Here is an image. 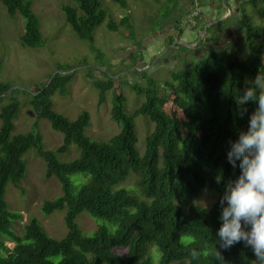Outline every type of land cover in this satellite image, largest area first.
Instances as JSON below:
<instances>
[{
  "label": "trees",
  "instance_id": "16d2710c",
  "mask_svg": "<svg viewBox=\"0 0 264 264\" xmlns=\"http://www.w3.org/2000/svg\"><path fill=\"white\" fill-rule=\"evenodd\" d=\"M70 1L77 6L62 8L67 24L79 39L92 43L94 29L106 18L99 0ZM111 1L122 9L127 8L126 0ZM217 1L220 5H229L232 0ZM0 2L9 16L20 14L24 18L20 44L39 45L41 36L37 20L30 11V0ZM244 4L264 16V0L243 1L242 12ZM119 22L130 29L128 18H121ZM107 26L116 30L111 23ZM216 26L219 25H210L206 31ZM260 28L247 23L249 35L236 47L255 50L245 61L238 58L233 47L229 51L226 48L213 50L201 65L173 76L172 83L163 89L156 84H151L146 91L133 87L137 94L143 95L134 115H141L153 123L143 156L136 151L133 117L124 113L121 94L113 98L111 117L116 122L121 121L122 127L105 143H95L85 137L84 130L89 125L86 112L70 121L52 111L51 96L67 92L73 73H56L49 82L27 94L28 104L36 116L48 120L51 129L62 134L63 145L58 152H64L70 145L79 149V157L69 163H60L52 153L42 151L38 132L11 136L19 103L13 99L2 106L0 264H153L151 247L159 253L156 264H220L213 257L216 229L221 223L219 201L226 183L240 173L238 162L233 167L226 153L229 141L247 129L248 117L256 107L254 101L249 102L248 111L240 116L235 98L258 72H264V42L258 39ZM176 30L181 33L180 28ZM255 39L261 43H255ZM119 81L113 78L106 82L95 81L93 85L99 91L97 99L102 102L107 91L120 90ZM8 89L9 86L0 84V102L10 96V92L6 93ZM30 148H36L43 159L45 176L54 177L60 184L61 196L45 201L42 212L50 215L65 210L67 232L62 239L48 236L35 218L28 219L22 226L21 236L10 231L11 224L21 216L8 209L6 185L17 187L23 179L26 172L23 156ZM74 174L87 175L89 179L74 185L68 178ZM130 174L136 177L135 186L144 197L143 201L123 188L116 189ZM205 187L217 194L209 209L195 204ZM74 189H77L75 194ZM83 212L116 222L115 231L99 227L91 237L82 236L74 219ZM7 241L13 244L12 249L6 246ZM115 247H127V254L122 258L114 255L112 249ZM193 249L199 252L197 258L191 256ZM219 250L225 264H253L256 259L251 248L243 242ZM54 257L59 259L53 261Z\"/></svg>",
  "mask_w": 264,
  "mask_h": 264
},
{
  "label": "rangeland",
  "instance_id": "374dc122",
  "mask_svg": "<svg viewBox=\"0 0 264 264\" xmlns=\"http://www.w3.org/2000/svg\"><path fill=\"white\" fill-rule=\"evenodd\" d=\"M126 1L127 8L122 9L111 0H99L106 18L94 29L93 42L90 43L79 39L65 20L62 8L67 5L76 7L75 2L30 0V11L37 20L41 36V43L35 47L20 44V37L24 34V18L20 14L9 16L0 2V84L9 86L6 93L10 92V96L0 102V108L13 99L19 103L11 136L38 132L41 137V150L52 153L58 162L69 163L79 157V149L74 145H70L62 153L58 152L63 145L62 134L52 130L48 120L36 116L27 97L32 89L49 82L56 73H73L66 87L67 92L51 96L52 111L70 121L86 112L89 125L84 130L85 137L95 143H105L117 135L122 127L121 121L116 122L111 117L113 98L115 94H121L124 98V113L133 117L136 151L143 156L146 138L153 130V123L141 115H134L142 103L143 95L137 94L133 87L146 91L151 84H156L163 89L166 84L172 83L173 76L185 74L201 65L213 50L231 49L229 45H209L215 40L212 35L215 27L202 34L199 40V31H183V43L173 40L170 44L173 37L161 36L168 28L166 26L185 16L193 8L192 5L189 9L186 8L190 6L188 0ZM196 1L202 12L197 22L202 31L207 25L208 4L203 0ZM240 1L243 3L244 0ZM242 3L240 2L241 5ZM222 6L218 19L222 18L225 10L224 3ZM243 7L244 12H234L228 19L217 24L221 28L226 25L236 26L243 31V39L249 35L246 31L247 23L253 27H261V37L258 39L263 43L264 16L259 14V10H253L249 4H244ZM124 17L129 19L130 29L126 25H120L119 21ZM107 23L114 25L116 30L109 29ZM188 34L196 37V40L193 42ZM258 39L254 42L261 43ZM242 41L241 39L233 48L238 58L245 61L249 59L250 52L255 50L236 48ZM66 69L68 71H62ZM112 78L120 80V90L115 91L113 88L107 91L100 102L97 99L99 91L93 83L106 82ZM160 88L159 91L162 90ZM23 160L26 163L23 179L17 187L7 184L5 190L8 209L21 216L11 224L10 231L21 236L22 226L28 219L35 218L48 236L62 239L67 232L65 210L54 211L50 215L42 212L45 201H53L61 196L60 184L54 177L45 176V164L36 148H30L24 154ZM68 178L74 185H80L87 182L89 176L74 174ZM135 181V175L130 174L116 189L123 188L129 195L143 201L144 197L136 188ZM76 191L74 189L73 193ZM216 198L217 194L205 187L195 204L209 209ZM74 223L84 237H91L99 227H105L110 232L117 227L116 222L94 218L85 212L76 216ZM6 246L13 248V244L8 241ZM112 253L122 258L127 254V247H115ZM151 253L152 263L156 264L159 253L155 247H151ZM58 259L59 257L52 258L53 261Z\"/></svg>",
  "mask_w": 264,
  "mask_h": 264
},
{
  "label": "clouds",
  "instance_id": "9594fccd",
  "mask_svg": "<svg viewBox=\"0 0 264 264\" xmlns=\"http://www.w3.org/2000/svg\"><path fill=\"white\" fill-rule=\"evenodd\" d=\"M235 99L240 116L248 111L249 102L254 101L256 107L248 117L247 129L229 141L226 159L233 167L238 162L240 173L226 183L219 201L221 223L213 257L225 264L219 249L243 242L254 253L255 264H264V72H258ZM191 256L197 258L199 252L193 249Z\"/></svg>",
  "mask_w": 264,
  "mask_h": 264
},
{
  "label": "flooded vegetation",
  "instance_id": "af4514ba",
  "mask_svg": "<svg viewBox=\"0 0 264 264\" xmlns=\"http://www.w3.org/2000/svg\"><path fill=\"white\" fill-rule=\"evenodd\" d=\"M189 1V0H188ZM216 3H213V2ZM246 1V0H244ZM240 2L242 3V1L240 0H232L229 2V5L227 3V6L230 7L231 9V13L229 16H231L232 13L234 12H242L240 9ZM209 6V7H208ZM207 9H208V13H214L216 12V10L223 8L222 5H220V3L217 0H211V2L208 3ZM225 6V5H224ZM225 10L227 12V8L225 6ZM202 15V12H201ZM216 15V14H215ZM219 17V15H218ZM218 17H216L218 19ZM211 19L209 16H207V20L212 21L215 20ZM229 18V17H228ZM227 18V19H228ZM215 25V24H214ZM243 31H240V29H238L236 26L234 25H226L223 28H221L220 26H216L214 28L213 31V37L215 38V40H213L211 43H209V45H216L219 47H226L227 45H229L230 47H234L237 45V43H239V41L242 39L243 40V35H242Z\"/></svg>",
  "mask_w": 264,
  "mask_h": 264
},
{
  "label": "crops",
  "instance_id": "0c3cea01",
  "mask_svg": "<svg viewBox=\"0 0 264 264\" xmlns=\"http://www.w3.org/2000/svg\"><path fill=\"white\" fill-rule=\"evenodd\" d=\"M193 1L194 0H189L190 6L186 7L187 9H189L191 7V5H193ZM203 1L206 4L211 2V0H203ZM213 3H216V2L214 1ZM220 10L221 9H219V10L217 9L216 12H214L213 14L209 12L207 14V16H209L211 19H213L214 17H212V16H215V14L219 13ZM223 15L224 16L227 15L226 10L223 11L222 17H223ZM184 17L185 16L179 17V18L176 19L178 21L175 20L174 23H172L169 26H166V27H168L166 32H164V35H161V36H164V38L173 37V39L170 40V44L173 42V40H177L178 43H181V42L183 43V40H182L183 31H192V30L194 31L195 30V31H199V34H200V32H201L200 30L201 29L198 26V24L194 28H186L185 26L182 25V20L184 19ZM206 21H207V19H206ZM197 22H198V20H197ZM177 27L180 28V30H181L180 34L176 30ZM191 34H193V33H191ZM191 34H188V35H190V37L192 38V41L194 42V40H196V37L194 38ZM174 45H175V43H174Z\"/></svg>",
  "mask_w": 264,
  "mask_h": 264
},
{
  "label": "built area",
  "instance_id": "2783aa9c",
  "mask_svg": "<svg viewBox=\"0 0 264 264\" xmlns=\"http://www.w3.org/2000/svg\"><path fill=\"white\" fill-rule=\"evenodd\" d=\"M192 6L193 8L189 11L188 14L185 15L184 19L182 20V25L186 28H194L197 24V20L201 15V9L196 0L193 1Z\"/></svg>",
  "mask_w": 264,
  "mask_h": 264
},
{
  "label": "water",
  "instance_id": "95a60500",
  "mask_svg": "<svg viewBox=\"0 0 264 264\" xmlns=\"http://www.w3.org/2000/svg\"><path fill=\"white\" fill-rule=\"evenodd\" d=\"M224 5H225L226 8H227V15L223 16L222 18H219V19H215V20L210 21V22L204 27V29L200 32V34L198 35V40L201 38V35H202V34H205L206 29H207L208 26H210V25H214V24H217V23H219V22H221V21L226 20V19L229 17V15H230V13H231V9H230L229 6H227V4L224 3ZM159 96H160V95H159Z\"/></svg>",
  "mask_w": 264,
  "mask_h": 264
}]
</instances>
